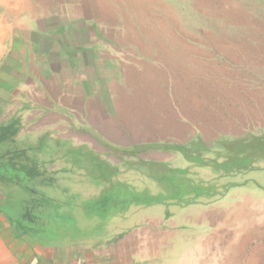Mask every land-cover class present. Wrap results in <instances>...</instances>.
<instances>
[{"label":"crops","instance_id":"crops-1","mask_svg":"<svg viewBox=\"0 0 264 264\" xmlns=\"http://www.w3.org/2000/svg\"><path fill=\"white\" fill-rule=\"evenodd\" d=\"M107 8L0 0V170L34 173L27 186L0 179V264L161 261L173 250L169 228L158 230L190 206L163 214L175 202L115 211L96 203L162 165L194 182L193 168L232 178L213 198L264 205L260 99L248 106L242 92L230 104L220 83L181 71L178 48L133 37ZM18 200L39 212L28 233H16L2 208ZM65 211L75 230L59 221L63 238L47 239L52 214ZM186 216L195 226L196 213Z\"/></svg>","mask_w":264,"mask_h":264},{"label":"rangeland","instance_id":"rangeland-1","mask_svg":"<svg viewBox=\"0 0 264 264\" xmlns=\"http://www.w3.org/2000/svg\"><path fill=\"white\" fill-rule=\"evenodd\" d=\"M84 2L91 5H106L126 31L131 30L133 37L137 35L147 39L146 42L162 44L166 50L178 48L182 53L181 71L189 73L198 82L220 83L219 91L230 104L235 101V96L242 92L248 106L253 100L257 103L260 99L263 116L264 0H84ZM203 77L207 80H201ZM262 142L264 137L261 141L258 140L260 154H264ZM241 164L243 165L244 161ZM225 167L227 166H224V169ZM8 172L11 177L16 176L25 184L31 181L25 178L26 175L23 176L26 172L10 170ZM193 172L195 182L191 179L190 172L183 173L174 170L172 165H162L154 168L149 173L150 176L140 181V185L132 186L133 189L124 185L116 186V189L104 195L96 204L110 207L113 211L122 210L137 196L158 197L162 205L178 203L179 199L190 196L189 189L193 192L201 187L200 182L206 183L207 186L213 182V187L221 194L223 189L220 186L235 181L228 177L215 180L217 173L208 169L193 168ZM136 190L140 191L135 193ZM258 196L264 198V195ZM227 197L199 200L196 204L189 205L190 208L185 210L186 212L182 210L178 219L163 223L158 231H162L163 227L169 228L164 232L168 242L172 244L169 248L173 251L170 254L166 253V257L163 256L159 262L150 256L149 264H264V205L238 202L235 194ZM249 199L251 200V197ZM14 204L11 206L7 203L2 206L3 211L16 233H28L30 225L33 224L31 215L39 222V212L32 206L24 205L20 200ZM171 207L169 211L160 210L163 214H174L182 208L179 205ZM188 213L190 217L196 213L195 226L192 221L190 224L184 221ZM52 216L54 229L48 228L47 239L56 242L63 238L55 231L59 230L57 228L59 221L65 233L75 230L76 222L71 212L65 211ZM32 233L35 234V231Z\"/></svg>","mask_w":264,"mask_h":264},{"label":"trees","instance_id":"trees-1","mask_svg":"<svg viewBox=\"0 0 264 264\" xmlns=\"http://www.w3.org/2000/svg\"><path fill=\"white\" fill-rule=\"evenodd\" d=\"M22 172H26L25 174H23V176H27L25 177L27 180L28 179H32V177L34 176L33 172H29L27 170L25 171H22ZM181 172H186V171H181ZM38 176V175H37ZM0 179H3L4 182H13V183H18V184H23V185H26L29 184V182L27 184L23 183V181H19V179L16 178V176L14 177H11L10 176V173L8 171H3L0 170ZM189 192L191 193L190 196L191 197H188V198H181L179 199V202L178 203H173L174 205H179L181 207H186V206H189L191 204H196L197 202H199V199L200 198H203V197H206L207 199H211L217 195H219V192L216 190V188L214 187H198L197 190H194L193 192L190 191L189 189ZM134 203H137V204H146L148 206H152V205H157V204H162V201L159 200L158 197H154V196H150V197H147V198H142V197H138L137 198H134V200L130 201L127 203V205L129 206L130 204H134ZM164 203V202H163ZM165 204V203H164ZM125 206V207H128V206ZM168 206V204H166Z\"/></svg>","mask_w":264,"mask_h":264}]
</instances>
